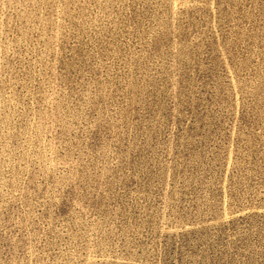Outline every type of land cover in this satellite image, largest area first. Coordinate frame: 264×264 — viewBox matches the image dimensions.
<instances>
[{"label":"rangeland","instance_id":"obj_1","mask_svg":"<svg viewBox=\"0 0 264 264\" xmlns=\"http://www.w3.org/2000/svg\"><path fill=\"white\" fill-rule=\"evenodd\" d=\"M0 264H264V0H0Z\"/></svg>","mask_w":264,"mask_h":264}]
</instances>
